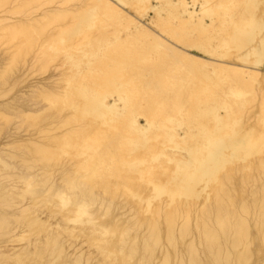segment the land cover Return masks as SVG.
Masks as SVG:
<instances>
[{"label": "bare ground", "instance_id": "6f19581e", "mask_svg": "<svg viewBox=\"0 0 264 264\" xmlns=\"http://www.w3.org/2000/svg\"><path fill=\"white\" fill-rule=\"evenodd\" d=\"M0 264H264V0H0Z\"/></svg>", "mask_w": 264, "mask_h": 264}, {"label": "rangeland", "instance_id": "374dc122", "mask_svg": "<svg viewBox=\"0 0 264 264\" xmlns=\"http://www.w3.org/2000/svg\"><path fill=\"white\" fill-rule=\"evenodd\" d=\"M70 3H72V2H70ZM69 5H71V4L68 3L67 6H69ZM73 5H74V3H72L71 6H73ZM54 68H55V67H54ZM58 69H59V71H60L61 68H58ZM58 69H57V70L55 69L57 72L54 71V69H53V70L49 69L48 72L46 71L47 73L45 72L46 74L44 73V74H45L44 76L49 75L50 71H52V72H51V73H53L52 75L57 74V73L59 72ZM54 72H55V73H54Z\"/></svg>", "mask_w": 264, "mask_h": 264}]
</instances>
